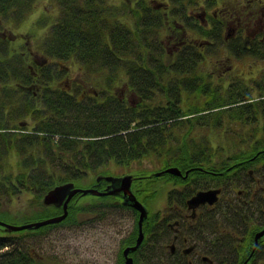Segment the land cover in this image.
Masks as SVG:
<instances>
[{
    "label": "trees",
    "instance_id": "16d2710c",
    "mask_svg": "<svg viewBox=\"0 0 264 264\" xmlns=\"http://www.w3.org/2000/svg\"><path fill=\"white\" fill-rule=\"evenodd\" d=\"M35 1L0 0V16L10 20L15 14L11 20L18 24ZM153 1L156 0H50L59 9V17L50 21L43 15L36 20L37 27L42 23L43 27H49L40 46L44 58L75 61L89 70L107 69L110 76L121 69L128 90L137 96L136 102L114 96L103 101L91 96L71 100L67 94L47 89L45 86L51 81L43 68L37 72L29 63L25 64L22 57H12L5 63L2 61L5 51L1 49L0 38V196L29 188L36 196L35 201H39L54 186L70 181L77 183L110 161L129 165L153 154L163 156L161 163L164 168L178 166L184 171L202 167L226 171L230 167L229 159L225 158L215 167L214 146L209 141L196 139L193 134L191 126L201 120L206 126L211 124L219 128L223 121L233 119L238 130L245 128L243 131L248 133L249 149L231 157L232 165L243 163L241 166L246 168L260 169L262 166L264 169V71L253 80L252 86L245 84L244 88L240 85L232 88L229 85L225 94L210 90L207 82L204 87L205 81L196 74L197 65L203 59L200 48L215 47L214 51L218 50V46L213 45L221 39L222 23L218 22L209 30L200 26L205 40L197 44L185 43L183 50L178 49L170 57L163 41L156 39V33L162 28L172 30L167 33L166 43L174 41L175 46H182L175 37L182 38L185 28L175 18L178 12L184 20L188 18L186 10L200 6V0H167L159 7L153 6ZM118 10H122L123 15H117ZM123 17H128L131 22L121 21ZM258 42L251 51L264 55V47H259L262 43ZM246 45L245 41L239 42L236 35L230 37L225 46L231 55L242 58L249 51ZM25 87H37L39 93L19 91ZM10 92H22L23 98L13 95L11 99ZM155 93L165 97L161 100L163 104L154 108L142 105L145 100H152ZM200 95L206 97L203 104L207 107H198ZM42 102L46 114L38 108ZM22 114L42 121L32 120L36 122L32 130L21 127L19 130L26 131L20 137H14L15 128L9 121ZM181 123L188 125L182 134L179 132ZM173 138L180 141L174 147L178 153L168 156L166 152L172 149L170 140ZM241 138L245 140L246 136ZM12 151L18 157V172L14 176L1 174L2 162ZM49 165L61 172L56 174L54 169H48ZM192 174L210 177L196 170L190 172L188 196L202 188ZM71 210L69 206L64 221L70 219ZM60 213L48 208V211L34 215L41 216L38 221H42ZM49 227L52 226L28 232H39ZM22 232L25 231L13 233ZM8 237H0V251L9 247L0 252V264H35L36 258L16 246L15 238ZM131 243L132 238L128 244Z\"/></svg>",
    "mask_w": 264,
    "mask_h": 264
},
{
    "label": "rangeland",
    "instance_id": "374dc122",
    "mask_svg": "<svg viewBox=\"0 0 264 264\" xmlns=\"http://www.w3.org/2000/svg\"><path fill=\"white\" fill-rule=\"evenodd\" d=\"M163 2L167 3V0L153 1V6L159 7L158 5L160 3L164 4ZM59 14V9L50 0H36L26 17L18 24L11 20L12 17L15 18V14L11 16L10 20L6 16H3V18L0 16L1 49L5 51L3 53L5 54L4 57H1L2 61L5 63L9 62L12 57H22L25 59L24 63L27 65L29 63L31 68L37 72H39L38 69L43 68V72L49 73L51 81L45 88L47 87V89L55 92L70 93L71 100H75L77 97L82 98L84 96L86 98L91 96L103 101V99L109 96H114L125 101L136 102L137 96L128 90L127 80L121 69L113 74V76H110V72L107 69L99 70L94 68L89 70L75 61H59L50 57L46 58L48 65L38 64L44 60L40 46L49 27H43V23L41 27H37L36 20L40 16L45 15L50 21H53L59 17ZM116 14L120 16L123 15V12L122 10H118ZM185 14L189 16L185 20L179 12L175 18V21L185 28L182 36L183 39L175 37L178 39H175L177 43H182V46H180L182 50L185 43L197 44L205 40V37L201 35L200 26H204L209 30L210 27L217 26L218 22L223 25L219 31L221 39L213 45L218 46V50L214 51L215 47L207 49L205 46H202L200 48L203 59L197 65L196 74L205 81L204 87L208 85L210 90H218L220 93L225 94V90L229 85H232V88H236L238 85L244 88L245 84L248 87L252 86L253 80L264 71L263 53L255 54L251 51V48L258 46V41L261 42L264 39V0H213V2L211 0H200V6L187 9ZM196 14L202 16L200 18L194 17L193 15ZM120 19L123 22H131L128 17ZM201 19L205 21L200 23ZM169 23L172 24L170 19ZM171 31L166 28L160 29L156 33V39L163 41L164 49L170 57H173V52L176 51L174 44L176 43L174 41L166 43L165 40L169 35L167 33H171ZM236 35H238L239 42L245 41L248 44L246 48L249 51L242 58L231 55L225 46L229 38ZM252 41H255V44ZM261 43L262 45L259 47L263 48L264 42ZM108 76H110V79H108ZM231 83H235V85ZM19 91H23L26 94L30 92H33V94L39 93L37 87H32L31 89L25 87ZM8 94L11 99L13 95L18 99L23 98L21 96L23 95L22 92H10ZM185 96L186 94H184ZM162 98L164 99L165 97H162L160 93H155L152 96V100H145L142 105L154 108L164 103H161ZM193 98L194 95L191 96V99ZM205 99L204 95H200L199 102H197V99L194 102H197L198 107L204 108L207 107L203 104ZM182 106L184 105L182 104ZM38 108L42 109L43 114H46L47 111L43 102ZM17 116L16 120L9 121V124L12 125L11 127L15 128L14 133H16V136L14 137H20L21 133L26 130H32L33 126L36 125V122L32 121L34 119L31 116L25 117L23 114L19 116L20 118ZM205 120L207 121V119ZM34 121L38 122L42 120ZM196 123L198 124L191 126L196 139L209 141L214 146L213 153L215 156L213 164L215 167L221 164L225 158L229 159V165H232L234 161H231V157L239 154L242 150L249 149L247 146V143L250 142L248 133L243 131L245 128L238 130L237 124L234 123L233 119L223 121L219 128L212 127L211 124L206 126L203 120ZM181 124L179 132L182 134L186 131L188 125ZM21 127L26 130H19ZM240 136H246L245 140L240 139ZM55 139H58V136ZM178 140L175 138L170 140L172 149L166 152L168 156L178 153L174 148L180 144ZM15 143L18 144V141ZM16 155L15 151H12L5 161L2 162L3 168H1V174L16 175L18 172V157ZM162 158L161 154H153L129 165H117L114 161H110L106 166L97 168L95 172H91L89 176L75 183L79 188L87 189L94 184L96 178H120L125 175L143 177L142 179H135V182L132 184V191L146 209H148L147 222H144L142 229L145 235V243L135 255L136 264H172L174 260L177 264H180L181 261H184L183 258L180 260L173 259L169 254L167 245L170 244L172 239L173 234L171 229L165 232L163 229L160 231L162 227L161 223H158L156 226L157 230L153 231L154 226L152 225L160 219L162 221L165 220L166 223H173L177 219L173 205L176 204L177 196L179 197V194L184 193L186 189L184 188L183 190L182 184L178 180L180 176H177V179L173 175L153 177L154 173L164 168V165L161 163ZM174 167L178 168L181 174H184V171L180 167ZM249 168L255 170L253 166ZM48 169H54L56 174L61 172L50 165ZM227 171H229V168L223 174H227ZM233 173L235 172L230 173V175ZM230 175L225 179L221 177H197L193 174L192 177L202 187L204 185L223 187L222 196L224 199H221L218 204L221 205V208L228 198H236V191L241 189L243 186L242 182L250 178L247 172H237L234 177H230ZM254 176H259L256 170L254 171ZM144 177L150 178L144 179ZM262 182L261 184L254 185L253 188L260 189L262 187L264 198V178ZM17 188L20 189L19 187ZM35 197L33 191L29 188L21 189L20 191L16 190L11 192L10 195L3 193L0 196V221L19 226L40 220L41 216L34 214L44 213L48 211V208L52 207H45L42 204V200L35 201ZM71 207L70 219L59 225L39 232L29 233L25 231L18 234H5L2 228H0V237L9 236V239L15 238V241L18 242L16 246L24 248L36 258L35 264H122V248L128 245L130 238L134 242L137 236V213L127 207H123L113 197H98L93 195L82 197L77 202L72 203ZM219 209L216 207V209L205 211L212 218L211 220L205 221L203 213H201V216H203L201 220L203 222L202 226L195 223L194 231L190 232L192 238L194 237L193 241L196 240L194 242L198 245L196 246L197 254L199 256L206 255L211 259L214 258L213 260L216 262L218 261V257H212L210 250V246L216 241V238L220 240L231 238V241L234 240V244H242L245 240L250 243L246 245L245 242L244 248L248 247L250 250L251 246H253V235L259 232L261 227H251L250 233L244 236L245 234L237 233V230L231 229L223 223V218L219 216ZM192 227H194V224ZM214 229L216 230V234H218L216 237L210 234ZM196 230H200L201 232L199 240L195 237V235H198V233H195ZM154 234L155 237L152 236ZM156 235L158 236L156 237ZM249 236L251 239L247 241ZM262 244L263 247L260 250L261 260L259 257L257 262L254 259L251 264H264V237L260 242V245ZM8 248L5 247L0 252L8 250ZM232 260L236 261L234 255L232 256ZM193 261L194 264H202L196 257Z\"/></svg>",
    "mask_w": 264,
    "mask_h": 264
},
{
    "label": "flooded vegetation",
    "instance_id": "af4514ba",
    "mask_svg": "<svg viewBox=\"0 0 264 264\" xmlns=\"http://www.w3.org/2000/svg\"><path fill=\"white\" fill-rule=\"evenodd\" d=\"M175 48L177 50L180 47L175 46ZM65 93H67V92H65ZM67 95L69 96L71 94L67 93ZM242 164L243 163H239L237 165L235 164V165L228 167L229 171L226 172L227 174H223L225 171H216L213 169L200 172V173H207L205 175H209L210 176L209 178L221 177L222 179H225L232 172H235V173L231 174L230 177H234V175L237 172H243V173L247 172V175L250 176V178H247L246 181L242 182L243 186L241 187V189H238L236 191V194H237L236 198H228L226 200V203L223 204V206L221 208H220L221 205H218V204L220 203L221 199H224L222 196L223 195V187H221V186L210 187L209 185H206V186L204 185L200 190L220 189V193L218 194L217 201L211 205L208 203L200 204L199 206H197L194 209L188 207L187 201L192 196H194V194H196V192L200 191V190L196 191L191 196L186 195V193L188 192V190L190 188L189 182H188L189 181V174H190V172H193L192 171L193 169H197V170L201 171L200 170L201 168L200 167H194V168H189L187 170H184V174H182V176H184L186 174V172H187V175L183 178L180 177V179L183 181V182H181L183 190H184V188H186V189H185L184 193L179 194V197L177 196L176 204L173 205V209L177 215V219L174 220L173 223H169V222L166 223L165 220L162 221L160 219L158 222H155L152 225V226H154L153 231L157 230L156 226L158 223H161L162 228H160V231H162L161 229H163V231L165 232L166 230L168 231V229L169 230L171 229L173 235H172V239H171L170 244L167 245V248L169 250L170 256L173 259L174 258H176V260L177 259L180 260L182 258L184 259V261H181L180 264H194L193 259L195 257L197 259H199V261L202 264H251L254 259L257 262V260L260 257V260H261L260 250L263 247V244L260 245V242L263 240L264 235L258 239V245L254 251H253V246H251L250 250L248 249V247L244 248V243L246 242L245 240L242 242V244H234V240L231 241V238H229V239L224 238L221 240L219 238H216V241L213 242L212 245L210 246L211 247L210 250L212 252L211 253L212 257H214V256L216 258L218 257L217 262L213 260L214 258L211 259L210 257H208L206 255L199 256L196 252V246H198L197 243H195L196 240H194L195 241L194 242L193 241L194 237L192 238V236L190 235V232H193L195 229V226H196L195 223H198L200 226H202L203 222L201 220H202L203 216L205 218V221L212 219L209 215L206 214L205 211L208 209H216V207L218 209L220 208L219 209V216L223 218V221H224L223 223L227 227L237 230V233H243V234H245L244 236H247L250 233V228L253 226H255V227L261 226L259 231L264 230L263 190H262V187H260V189H258V188L254 189L253 188L254 185H258V184L263 183L262 179L264 178V169L262 166H261L262 168L260 167V169H258L259 167L255 168L256 173H258L259 176H254L255 170L243 167V166H241ZM230 169H232V170L230 171ZM237 170H239V171H237ZM217 175H219V176H217ZM222 175H223V177H222ZM138 178L142 179L143 177H138ZM134 182H135V178L133 176L131 187H132V184ZM109 184H110V182L105 181L104 178H96L94 184L89 188H97L98 191H105ZM133 194L135 195L134 192H133ZM112 197L115 198V200H118L123 207H127L128 209H131L135 213H137V215H139V213L135 209L124 204L122 194L115 195ZM135 197L137 200H139L136 195H135ZM81 198L82 197H80V194H76L70 200L68 207L71 206L72 203L77 202ZM58 210L61 211L60 214H62V208H60ZM201 213H203V216H201ZM147 217H148V214H147ZM144 222H147V219H144L143 226H144ZM137 223H138V220H137ZM193 224H194V227H192ZM195 233H198V235L197 236L195 235V237L197 240H199L201 238L200 230H196ZM210 234L215 236V237H216V235H218V234H216L215 229ZM137 235H138V226H137ZM152 236L155 237V234ZM157 236L158 235H156V237ZM230 237H232V236H230ZM136 238H137V236H136ZM136 238H135L133 244L132 243L128 244L122 248V251H121L122 264H125L124 263L125 258L123 256V251L126 248L133 247L135 245ZM155 239H154V241H155ZM250 239L251 238L249 236V239H247V241ZM253 239H254V235H253ZM189 242H191V243L189 244ZM144 243H145V235H144L143 241L140 244V246L135 251H129L127 253V257L132 259L133 264H136L135 262H137V261L135 260V255L141 249V247L144 245ZM249 243L250 242H246V245ZM252 245H254V240L252 241ZM233 255L235 256L236 261L232 260ZM172 264H177V262H175V260H174Z\"/></svg>",
    "mask_w": 264,
    "mask_h": 264
},
{
    "label": "water",
    "instance_id": "95a60500",
    "mask_svg": "<svg viewBox=\"0 0 264 264\" xmlns=\"http://www.w3.org/2000/svg\"><path fill=\"white\" fill-rule=\"evenodd\" d=\"M166 173L174 176H181V173L177 168H168L164 171L155 173L154 176L158 177ZM104 179L110 182V184L107 186L105 191H98L95 188H87V189L75 188L73 183H65V184L57 185L51 188L49 191H47L42 198V204L45 207H53L55 209L62 208L61 215L54 216L42 221L23 224L19 226H14L0 221V227H2L5 232L11 233V232H19L23 230H31V229L36 230L41 227L49 226V225H57L67 217L68 204L76 194H80V196L93 195L98 197L115 196L122 194L124 204L135 209L139 213L138 237L136 239V243L133 247L126 248L123 251V256L125 258L124 263L133 264L132 259L127 257V253L129 251H135L143 240L142 223L144 219L147 217V209L136 199L135 195L132 192L131 189V183L133 180L132 175H125L120 178L105 177ZM219 192L220 190L218 189L199 191L187 201V205L189 208L192 209L204 203H208L211 205L217 201ZM263 235H264V230L255 234L254 248L257 245L258 239L261 238Z\"/></svg>",
    "mask_w": 264,
    "mask_h": 264
}]
</instances>
